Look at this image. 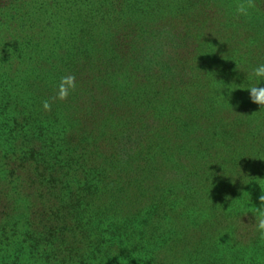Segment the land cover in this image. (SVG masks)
<instances>
[{"label": "trees", "instance_id": "1", "mask_svg": "<svg viewBox=\"0 0 264 264\" xmlns=\"http://www.w3.org/2000/svg\"><path fill=\"white\" fill-rule=\"evenodd\" d=\"M11 3L0 10V264H155L141 259L136 228L117 216L129 192L144 190L120 171L118 151L121 130L134 124L124 92L134 55L160 30L184 31L210 53L218 77L235 80L227 68L264 62V0ZM240 3L252 5L247 17L234 14ZM67 76L76 87L60 100ZM82 92L106 96L86 117L119 123L108 129L80 117ZM203 244L191 264H209Z\"/></svg>", "mask_w": 264, "mask_h": 264}, {"label": "rangeland", "instance_id": "2", "mask_svg": "<svg viewBox=\"0 0 264 264\" xmlns=\"http://www.w3.org/2000/svg\"><path fill=\"white\" fill-rule=\"evenodd\" d=\"M12 1L0 0V10ZM207 2L213 8L217 0ZM221 12L229 14L227 7ZM200 44L184 31L163 29L134 55L124 91L134 124L115 132L121 130L120 171L144 190L129 192V208L117 216L136 228L141 259L155 264H191L197 241H204L209 264H264L253 211L264 195V109L251 101L246 74L229 67L235 80L218 77ZM255 53V60L264 58ZM84 97L80 117L115 126L102 114L86 117L93 103L105 106V95Z\"/></svg>", "mask_w": 264, "mask_h": 264}, {"label": "clouds", "instance_id": "3", "mask_svg": "<svg viewBox=\"0 0 264 264\" xmlns=\"http://www.w3.org/2000/svg\"><path fill=\"white\" fill-rule=\"evenodd\" d=\"M250 8V4H237L234 8V14L240 17H247L249 15ZM241 71L246 74L245 86L247 91L250 93L251 101L254 104L261 106V109H264V62L245 64L242 66ZM75 87L74 76L62 78L57 98L60 100L66 99ZM43 107L46 110L50 109V104L45 101ZM260 200V207H256L253 211L256 220L255 230L260 237L264 239V195H261Z\"/></svg>", "mask_w": 264, "mask_h": 264}]
</instances>
